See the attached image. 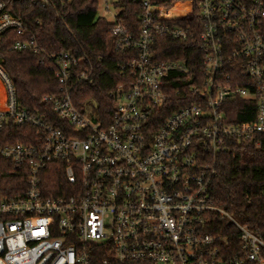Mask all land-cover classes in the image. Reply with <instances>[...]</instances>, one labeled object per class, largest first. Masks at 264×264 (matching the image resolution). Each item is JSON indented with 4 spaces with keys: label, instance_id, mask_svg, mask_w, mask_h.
I'll return each instance as SVG.
<instances>
[{
    "label": "built area",
    "instance_id": "1",
    "mask_svg": "<svg viewBox=\"0 0 264 264\" xmlns=\"http://www.w3.org/2000/svg\"><path fill=\"white\" fill-rule=\"evenodd\" d=\"M143 6L138 37L110 29L111 49L137 57L117 65L124 80L105 119L94 99L74 100L79 84H95L93 69L69 51H41L0 0V39L41 54L58 87L41 99L50 111L28 110L0 63V135L9 122L36 128L33 143L0 146V264H264V237L210 195L232 141L264 144V0H199L198 67L153 60L155 37L186 40L194 28ZM173 96L184 104L165 116ZM235 100L254 103L252 121H232ZM11 172L15 184L2 185ZM215 214L227 234L209 231Z\"/></svg>",
    "mask_w": 264,
    "mask_h": 264
},
{
    "label": "trees",
    "instance_id": "2",
    "mask_svg": "<svg viewBox=\"0 0 264 264\" xmlns=\"http://www.w3.org/2000/svg\"><path fill=\"white\" fill-rule=\"evenodd\" d=\"M2 1L7 11L23 20L28 33L35 34L41 51H69L77 58L84 59L81 66L93 69L95 84H79L75 89L74 100L81 104L94 99L96 113L108 119L112 113L108 92L112 86L124 80L118 73L117 65L137 57L136 50L121 52L111 49L108 39L110 29L118 23L138 37L144 0H113L112 6L118 9L113 22L97 16L99 0H48L43 5L32 0ZM176 2L180 5L176 4L167 14L180 8L182 13L174 14L169 22L193 27L194 31L190 32L186 40H173L164 35L155 37L150 44L152 58L155 61L186 59L189 64L198 67L199 64L191 59V52L195 51L198 55L199 0H149L152 5L165 9ZM15 38L7 35L0 39V63L15 87L16 99L28 110L43 108L50 111V106L42 103L41 99L47 94H57L56 81L51 72L38 65L41 54L10 50V42ZM232 103L237 108L235 115H229L232 121L253 120L254 103L242 100ZM183 104L178 96H173L164 115L171 108ZM35 135V127L14 126L9 122L0 135V146L15 142L33 143ZM2 162L4 160L0 158V164ZM6 166L9 170L13 169L10 164ZM216 171L210 189L212 203L264 237V144L257 148L250 142L232 141L228 150L218 155ZM15 182V174L2 173V185L10 186ZM20 183L24 186V181ZM56 184H59L58 180ZM211 224V232L227 234L230 228L226 218L218 214L212 215Z\"/></svg>",
    "mask_w": 264,
    "mask_h": 264
},
{
    "label": "rangeland",
    "instance_id": "3",
    "mask_svg": "<svg viewBox=\"0 0 264 264\" xmlns=\"http://www.w3.org/2000/svg\"><path fill=\"white\" fill-rule=\"evenodd\" d=\"M112 1L113 0H99L98 7H97V16L106 19V21H108V22H113L114 16L118 12V9H116L112 6ZM176 4L180 5L179 2H176L173 4L172 7H170V9L173 10V8ZM181 10H182V8H180L179 10H176V11H172L171 13L173 15L178 14L180 12L182 13Z\"/></svg>",
    "mask_w": 264,
    "mask_h": 264
}]
</instances>
